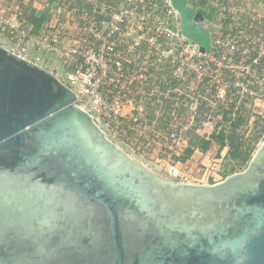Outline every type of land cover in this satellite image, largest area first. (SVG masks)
Returning a JSON list of instances; mask_svg holds the SVG:
<instances>
[{
	"label": "water",
	"instance_id": "95a60500",
	"mask_svg": "<svg viewBox=\"0 0 264 264\" xmlns=\"http://www.w3.org/2000/svg\"><path fill=\"white\" fill-rule=\"evenodd\" d=\"M170 1L209 52L202 13ZM0 264H264V139L218 182L163 179L54 72L0 44Z\"/></svg>",
	"mask_w": 264,
	"mask_h": 264
},
{
	"label": "built area",
	"instance_id": "2783aa9c",
	"mask_svg": "<svg viewBox=\"0 0 264 264\" xmlns=\"http://www.w3.org/2000/svg\"><path fill=\"white\" fill-rule=\"evenodd\" d=\"M199 2V7L194 5L197 9L201 7ZM8 4L7 0H0V40L9 42L10 50L25 59L44 66L59 63L65 71L54 73L74 91L76 104L92 116L106 135L109 129L124 136L141 122V113L134 114L132 105L143 96L141 89L148 85L156 68V50L165 39L175 44L181 64L190 62L198 88L201 87L200 93L182 85L164 88L165 94L178 91L184 96L183 101L175 99L171 105V118L164 133L177 155L183 151V144L186 146L185 132L200 115L201 105L209 111L201 116L205 118L203 122L219 106L220 123L223 111H229L231 121L243 119L246 111L245 118L249 119L256 97H264V17L260 19L254 13L248 21L238 24L234 13L222 11L208 28L210 51L201 52L196 43L182 35L179 14L170 0L57 1L56 23L42 33L34 32L26 18L28 3L17 7ZM226 18L230 20L226 22ZM222 25L234 29L218 30ZM242 27L263 28V32L248 36L240 30ZM185 74L188 75L187 70L175 73L179 80H185ZM148 91L153 92L152 87ZM182 111H189L190 116ZM155 122L153 118L152 123ZM184 162L168 163L169 175L179 182L204 183L196 178L190 181L184 175ZM211 176L210 183L222 180L217 174Z\"/></svg>",
	"mask_w": 264,
	"mask_h": 264
},
{
	"label": "rangeland",
	"instance_id": "374dc122",
	"mask_svg": "<svg viewBox=\"0 0 264 264\" xmlns=\"http://www.w3.org/2000/svg\"><path fill=\"white\" fill-rule=\"evenodd\" d=\"M7 1L9 3L7 6L9 7H17L22 4L26 5L27 3H29L28 0H25V2L22 0ZM30 1L31 4L32 2H35V0ZM61 1L58 0V3ZM197 2H199V0H190V3L193 6L195 5L196 7H199V4ZM257 3H264V0H257ZM200 8L198 9V11L201 13ZM256 12L259 15H264V7L258 6ZM212 22H214V20H212ZM237 27L238 26L236 25V29ZM217 29L221 31H230L234 28L229 25H222ZM240 30H242L243 33L248 36H252L253 32L256 33V31L261 33L263 32V28L248 29L247 27H242ZM0 44L10 49L11 45L6 40L1 39ZM178 54L179 53L175 48V44H172L169 39H165L161 42L160 48L156 50V68L154 71H152L151 78L147 80L148 85L144 86L141 89L144 93L143 96L140 98V100L134 101V104L132 105L136 109L133 110V112H135L134 114H137L138 112L141 113V122L135 123V125H133L134 129L127 130L124 136H118L111 130H106L109 139L116 143V145L120 147L125 153H127L129 156H131L140 164L144 165L152 172H154L159 177L173 182H179V179H176L169 175V173L167 172L168 163H170L172 160L176 161L175 156L180 155L182 151L177 155L174 150L172 151L169 147L172 144L164 138L165 129L160 124V117H162V115L167 116V113L162 109V106L165 104V99H176L177 101H180V99H182L183 101L184 96L183 93H181V95H178V91L165 94V92L161 90V86L172 84V80L175 79L173 74H175L177 71L186 72L187 70L188 75L185 74L183 76L185 80H182L183 78H180V80L177 78L175 87H179L180 85L187 86L188 89L194 90L195 92H199L201 88H198L200 84H198L197 77L192 74V72L195 73V69L193 68V66H189L190 62H188V64H181ZM54 63L58 62H56L55 60ZM58 64H55L56 66H53L59 68ZM45 67H47V69L49 70H52V67L49 68L48 65H46ZM53 72H56V74H62L61 69H58V73L56 69ZM191 74L192 76H190ZM151 87L153 92L148 91V89L150 90ZM202 91L204 92L205 89H202ZM256 98L257 99L253 102V114L251 116H248L249 119H246V111V113L243 115L242 122L236 128V133L240 137V140L244 141L245 146L248 145L249 147H251L250 157H252V155L255 153L264 139V130L260 132V129L264 124V97L258 96ZM131 107H128L127 109H131ZM154 112V119H157L154 124L155 126H152L148 123V121L149 118L153 116ZM188 112L182 111V114L190 116ZM199 113L200 115L197 118H201V116L205 117V113L209 114V111L206 106L203 105L199 109ZM221 113V108L219 106H216L213 114H211V117L209 119L207 118L206 121L203 122L205 118H201L199 123L197 121H194L188 126V129H190L189 131H193L198 135L208 136L214 129L220 128L221 125L217 123V119L221 117ZM224 126H227L226 129H229L230 127V125L228 124ZM258 134L259 136L257 140H255V137ZM206 152L208 153L206 154L205 152H203V154H205L206 156L199 157V153H196L194 154V156L192 154L187 159L190 160L192 158L191 162H194L190 165L186 164L184 169V175L188 177L190 181H194L193 178H196L204 181L205 183H210L212 182L211 175L214 174H217L218 177L224 179L232 173L244 170L248 164V161L241 163L237 160L225 158V155L228 152V146H224L223 149L219 151V155L218 144H214ZM201 162L204 164H202ZM181 167H183V165H181Z\"/></svg>",
	"mask_w": 264,
	"mask_h": 264
},
{
	"label": "trees",
	"instance_id": "16d2710c",
	"mask_svg": "<svg viewBox=\"0 0 264 264\" xmlns=\"http://www.w3.org/2000/svg\"><path fill=\"white\" fill-rule=\"evenodd\" d=\"M29 20L34 24V32H37L40 20L34 18V16H31ZM58 67L59 68L56 67V71H58V69H61V73H64V68L59 64ZM173 75L175 79L172 80V84H170L171 86H175L177 82L176 75ZM166 87V85L161 86V90L164 91V88ZM164 101L165 104L162 106V109L164 112L167 113V116L162 115V117H160V124L166 130V128L169 126V120L171 118V105L174 103L175 99H165ZM154 114L155 112L153 113V116L149 118V122L152 121V119L154 118ZM228 114L229 111H223L224 118L219 123L221 125L220 128L214 129L208 136L198 135L193 131H189L190 129H187L185 132L186 146L184 147L180 155L175 156L176 160L184 162L193 154L196 149L202 152H206L210 149L211 146H213L214 144H218V155L219 151L222 150L224 146H228V152L226 153L225 158L237 160L241 163H244L246 161L249 162V160L251 159V147H249L248 145L245 146L244 141L240 140V137L236 133V128L242 122L243 119L238 117L236 120L231 121V118L230 116H228ZM201 118H196V121L199 123ZM226 124L230 125L229 129H226L227 126H224ZM263 130L264 124L261 127L260 132H262ZM258 136L259 134L256 135L255 140H257Z\"/></svg>",
	"mask_w": 264,
	"mask_h": 264
},
{
	"label": "flooded vegetation",
	"instance_id": "af4514ba",
	"mask_svg": "<svg viewBox=\"0 0 264 264\" xmlns=\"http://www.w3.org/2000/svg\"><path fill=\"white\" fill-rule=\"evenodd\" d=\"M201 13L203 15V25L208 28L213 26L215 21L219 19L222 11L234 13L237 23L248 21L249 15L254 13L260 19L263 18V14L259 15L256 11L258 6L264 7V3H257V0H200ZM224 11V12H225ZM229 16V14H228ZM230 17V16H229ZM214 20V22H212ZM230 18H226L228 22Z\"/></svg>",
	"mask_w": 264,
	"mask_h": 264
},
{
	"label": "crops",
	"instance_id": "0c3cea01",
	"mask_svg": "<svg viewBox=\"0 0 264 264\" xmlns=\"http://www.w3.org/2000/svg\"><path fill=\"white\" fill-rule=\"evenodd\" d=\"M57 1L58 0H35V2H32V4H31V1L29 0L26 18L29 21V24L31 25L33 31H34V24L29 20L31 16H34V18L40 20L39 28L37 31L38 33H42L47 26H51V25H54L56 23L55 11L57 8V5H56ZM48 66H49V68L52 67V69H53L54 66H56V65L54 64V66H53V64H49ZM148 123L151 124L152 126L155 124V123H152V121H150V122L148 121ZM183 146L185 147V144H183ZM196 153H199V157L206 156L205 154H203L202 151H198L197 149L194 151L193 156ZM205 153L207 154L208 152H205ZM191 160H192V158L190 160H186L184 162V165L193 164L194 162H191ZM202 164H204V163H202Z\"/></svg>",
	"mask_w": 264,
	"mask_h": 264
}]
</instances>
